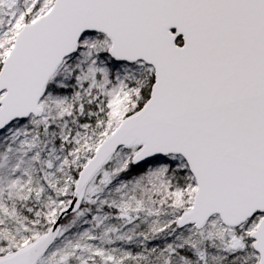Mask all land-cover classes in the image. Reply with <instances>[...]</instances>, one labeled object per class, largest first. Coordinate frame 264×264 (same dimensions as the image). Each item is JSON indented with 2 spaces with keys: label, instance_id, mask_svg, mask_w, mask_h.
<instances>
[{
  "label": "snow or ice",
  "instance_id": "6c2138e0",
  "mask_svg": "<svg viewBox=\"0 0 264 264\" xmlns=\"http://www.w3.org/2000/svg\"><path fill=\"white\" fill-rule=\"evenodd\" d=\"M0 264H264V0H0Z\"/></svg>",
  "mask_w": 264,
  "mask_h": 264
}]
</instances>
